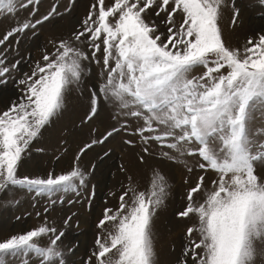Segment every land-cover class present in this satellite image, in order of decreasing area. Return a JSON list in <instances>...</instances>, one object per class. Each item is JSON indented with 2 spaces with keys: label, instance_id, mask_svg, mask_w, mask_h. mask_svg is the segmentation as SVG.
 I'll use <instances>...</instances> for the list:
<instances>
[{
  "label": "snow or ice",
  "instance_id": "snow-or-ice-1",
  "mask_svg": "<svg viewBox=\"0 0 264 264\" xmlns=\"http://www.w3.org/2000/svg\"><path fill=\"white\" fill-rule=\"evenodd\" d=\"M37 3L0 0V17ZM224 6L225 0L92 4L80 30L43 55V63L37 62L31 74H24L21 96L0 112V192L18 186L38 195L53 194L85 183L86 173L78 165L46 176H19L18 167L32 141L65 108L68 95L85 85L89 65L95 63L101 66V82L88 88L87 120L98 114L102 96L125 118V128L126 118H134L141 122L135 131L146 144L170 150L163 156L198 157L200 170L217 175L210 188L205 175L199 176L187 189L185 207L176 213L196 218L187 229L189 241L180 264H188L189 256L192 264H264V176L257 174V165H264V33L249 37L243 52L226 46L219 24ZM154 7L159 22L146 18ZM56 14L54 5L40 19L13 26L0 45ZM177 14L182 22H176ZM238 14L237 9L233 24ZM18 64L7 66L0 52V77ZM198 67L204 70L195 74ZM118 131L114 127L92 144ZM168 189L166 177L156 170L147 191L137 190L130 181L119 206L106 208L99 221L102 232L106 225L112 227L106 236H97V264H156L152 221ZM202 192L203 199L197 200ZM194 233L198 239L192 238ZM63 235L42 224L0 240V264H30L32 257L38 264H66L59 243ZM42 237H48L46 245L39 243Z\"/></svg>",
  "mask_w": 264,
  "mask_h": 264
},
{
  "label": "rangeland",
  "instance_id": "rangeland-1",
  "mask_svg": "<svg viewBox=\"0 0 264 264\" xmlns=\"http://www.w3.org/2000/svg\"><path fill=\"white\" fill-rule=\"evenodd\" d=\"M96 2L38 0L37 4L18 10L14 16L0 17V39H3L13 26L26 21L34 22L47 15L54 5L57 7V14L48 21L35 29L17 33L0 45L7 66L19 61L10 73L0 77L4 81L0 83V112L21 96L24 86L19 81L25 78L24 74H31L37 62L43 63V55L53 53L61 40L70 38L75 31L80 30L90 6ZM111 2L114 0H106V5ZM225 5L219 20L224 42L229 48L243 52L248 38H256L262 33L260 28H264V24L261 19L264 18L259 14V9L251 14L245 8L233 27V10L228 7V3L225 2ZM239 6L240 1L237 4ZM246 6L251 7L249 4ZM34 8L38 10L33 16L30 13H33ZM155 10L154 7L146 18L157 20ZM160 19H163V14ZM253 19L256 23H252ZM175 20L177 23L182 22V16L177 14ZM160 30L165 31L164 28ZM77 46L90 51L87 45ZM89 67L91 71L85 85L68 95L65 108L32 141L18 167L19 176H46L50 172L53 175L66 173L78 165L86 173L85 183L78 185L76 190L53 194L38 195L18 186L0 192V240L47 224L64 233L59 243L66 264H89V257L91 264H97L93 256L97 249V236H106L107 230L112 227L111 224L106 225L103 232L98 227L105 209L115 210L119 206V197L130 181L137 190L147 191L156 170L166 177L169 184V194L152 221L156 264H180L185 258L183 253L189 241L187 229L196 222V218H180L176 213L185 207L187 189L195 185L199 176L205 175V186L210 188L217 175L211 170L206 173L200 170L197 166L198 157L185 156L170 160L163 156L162 152L170 150L161 148L155 142L146 144L135 131L141 122L134 118H126L125 128V118L119 116L113 105L104 101L102 96L98 114L87 120L90 103L88 88L101 82V66L92 63ZM203 70L198 67L194 71L200 74ZM257 121L260 123L259 112ZM114 127L119 131L103 143L92 144V141L101 140ZM88 144L91 147L85 149ZM145 147L148 152H144ZM81 149L85 150L81 152ZM172 154H175L174 151ZM189 167L192 168L191 172L188 171ZM257 174L264 176V165H257ZM196 199L202 200L203 192ZM192 238L198 239V234L194 233ZM39 243L46 245L48 237H42ZM9 264H19V261L11 260ZM30 264H38L35 257L31 258ZM188 264H192L190 256Z\"/></svg>",
  "mask_w": 264,
  "mask_h": 264
},
{
  "label": "crops",
  "instance_id": "crops-1",
  "mask_svg": "<svg viewBox=\"0 0 264 264\" xmlns=\"http://www.w3.org/2000/svg\"><path fill=\"white\" fill-rule=\"evenodd\" d=\"M238 1L241 2V6H239V7H237ZM225 2L228 3V7L231 10H233V15H234L235 10H237V9L239 10L238 15H240L241 10H243L245 8L247 10H249L251 12V14H254V10L259 9V12H260L259 14L262 15V17L264 18V3H262L261 0H225ZM246 4H249L251 7L248 8L246 6ZM261 20H262L261 21L262 24H264V20L263 19H261ZM232 24H233V22H232ZM235 24H236V22L233 24V27ZM222 37H223V35H222ZM223 40H224V37H223Z\"/></svg>",
  "mask_w": 264,
  "mask_h": 264
},
{
  "label": "bare ground",
  "instance_id": "bare-ground-1",
  "mask_svg": "<svg viewBox=\"0 0 264 264\" xmlns=\"http://www.w3.org/2000/svg\"><path fill=\"white\" fill-rule=\"evenodd\" d=\"M246 18H247V16H246ZM252 23H256V20H252ZM258 26V25H257ZM260 31H262V33H264V28L263 27H261L260 28ZM230 36H232V33L230 34Z\"/></svg>",
  "mask_w": 264,
  "mask_h": 264
}]
</instances>
